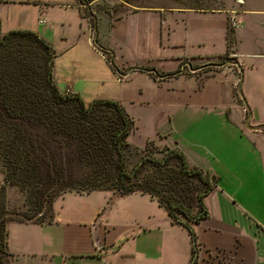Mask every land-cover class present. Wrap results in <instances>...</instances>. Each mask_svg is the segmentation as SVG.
Segmentation results:
<instances>
[{
  "label": "crops",
  "instance_id": "crops-1",
  "mask_svg": "<svg viewBox=\"0 0 264 264\" xmlns=\"http://www.w3.org/2000/svg\"><path fill=\"white\" fill-rule=\"evenodd\" d=\"M22 1L18 4L27 3L26 6L37 10V19L28 21L25 17L22 21L14 16L10 21L6 16L4 20L1 10L8 4L6 0L0 3L3 34L29 29L50 42L54 11H76L78 19L88 21L75 0ZM221 5V11L174 13L184 22L194 15L209 17L212 22L204 32L208 37H200L188 27L187 40L192 41V46L197 45L198 52L175 55L174 64L158 70L170 74L185 58L215 59L227 54L234 57L238 70L223 65L220 71L202 80L193 76L156 78L153 72L143 70L147 68L128 67L131 62L126 61V74H116L95 47L92 34L85 41L81 32L76 34V41L84 39L85 50L101 60V67L73 63L67 76L53 68V80L62 92L78 93L87 103L94 99L119 102L133 121L131 114L135 108L160 110L158 117L170 129L164 136L157 133L153 140L163 139L167 147L181 151L190 166L216 179L215 188L204 199L209 217L193 225L197 240L194 264H264V0H227ZM44 16L46 20L42 21ZM166 17L163 15V23ZM231 18L237 22L233 42L228 37ZM174 31L168 30L167 35ZM176 45L185 47L181 42ZM115 66L122 68V64ZM239 78L241 82L237 83ZM110 87L112 90H106ZM101 192L110 200L136 199L140 208L137 217L131 223L117 224L103 218L99 214L101 209L91 211L84 207L70 215L55 213L52 224L10 222L6 245L10 264H190L193 261V243L188 231L175 225L166 210L148 196L118 197L97 191L84 196L68 193L64 199L69 196L82 199ZM168 226L187 233L183 254L174 242L168 244L150 238L156 234L161 239L162 231Z\"/></svg>",
  "mask_w": 264,
  "mask_h": 264
},
{
  "label": "trees",
  "instance_id": "trees-1",
  "mask_svg": "<svg viewBox=\"0 0 264 264\" xmlns=\"http://www.w3.org/2000/svg\"><path fill=\"white\" fill-rule=\"evenodd\" d=\"M75 1L91 24L95 44H99L101 18L90 9L98 0ZM122 18L107 17L110 22ZM1 26L0 19V264H7L4 258L11 257L6 246L8 223L46 224L50 218L47 224H52L54 202L72 192L111 191L120 197H150L175 225L185 227L194 253L193 225L209 217L204 199L215 188L216 179L190 166L177 148L151 151L154 140L129 169L128 137L135 123L126 109L113 99L87 103L78 93L62 92L53 80L55 51L51 43L31 30L16 29L2 35ZM229 40L233 42V38ZM108 61L118 74L113 56ZM143 70L163 78L180 73L179 69L167 75ZM9 188L23 197L18 210L7 208ZM195 261L194 257L190 264Z\"/></svg>",
  "mask_w": 264,
  "mask_h": 264
},
{
  "label": "rangeland",
  "instance_id": "rangeland-1",
  "mask_svg": "<svg viewBox=\"0 0 264 264\" xmlns=\"http://www.w3.org/2000/svg\"><path fill=\"white\" fill-rule=\"evenodd\" d=\"M22 0H8V4L3 7L1 14L4 17L8 16L10 21L14 16L18 20L25 17L28 21H35L37 19V10L32 6L26 4H18ZM24 2V1H22ZM227 0H98L91 4L90 9L95 16H99L100 22L98 26L99 44L94 42V31L91 30L89 21L78 19L76 11H54L51 12L53 17V32L50 35L51 46L55 53L53 61V68L55 71L68 75L69 66L75 64H89L94 67H101V60L85 50V41L90 38L92 34L95 47L107 59L113 56L115 65H121L122 68L117 67L118 72L126 74L128 67L134 68H147V70H156L160 75H167L169 73L161 72L160 68L168 67L174 64L173 56L183 53H195L197 45H191L192 41L187 40L188 27L196 32L200 37L207 39L208 35L205 32L208 25L212 22L209 17L194 15L189 18V21H182L181 17L176 16L175 12L185 11H205L214 9L221 11L223 9L221 3H226ZM139 13V14H136ZM46 14V11H45ZM136 14V15H135ZM170 14V15H169ZM163 15L167 16L164 23ZM119 18L123 17L124 20L120 22H110L107 17ZM36 18V19H35ZM46 20L45 16L42 21ZM80 24V25H79ZM80 28V29H78ZM174 33L169 34L168 30H174ZM16 30V29H15ZM29 30V29H24ZM11 31V30H10ZM32 31V30H31ZM9 32V31H8ZM81 41H76V34H81ZM2 33V32H1ZM7 33V32H6ZM5 33V34H6ZM91 33V34H90ZM204 33V34H203ZM232 31L228 33L230 39L232 38ZM2 35H4L2 33ZM219 41V35L216 36ZM79 39V38H78ZM75 41V42H74ZM77 42V44H76ZM181 42L185 45L184 48L176 47V43ZM99 46L105 47L104 50ZM110 49V50H109ZM113 50V51H111ZM126 61L131 62L127 67ZM137 64V65H136ZM229 67V69H236L237 62L234 57L229 54L220 58H201L188 57L183 59L177 69L180 70L178 76H193L199 80L204 79L208 74L218 72L222 66ZM176 69V70H177ZM175 70V71H176ZM174 71V72H175ZM156 78L158 77L154 72L152 73ZM125 78V77H124ZM106 90H112V87ZM114 91V89H113ZM91 102V101H90ZM160 110L156 108H135L133 109L132 116L135 121V128L132 134L128 137L130 143V150L127 151L128 166L132 169L133 166L140 161L145 153L146 143L149 139L153 140L154 136L159 133L164 136L166 130L170 129L169 125L164 126L158 113ZM148 141V142H147ZM155 145L150 148L151 151L162 150L167 146L163 139H156ZM3 179L0 172V188L3 185ZM110 192L113 196H118V193ZM73 194L75 192H72ZM78 194V193H75ZM84 196L86 194H78ZM110 195V198L112 197ZM7 208L11 211L18 210L22 207L23 197L18 190L9 188L6 191ZM119 197V196H118ZM61 198V197H60ZM58 198L53 205V213H61L62 215L73 214L74 210L83 209L88 207L91 211L94 209H101L99 214L102 217H108L111 222L117 224H124L125 222L131 223L134 216L140 211L137 207L138 201L134 198L124 200H110L104 194L93 193L86 198L79 199L78 197L69 196L66 199L65 195L60 199ZM208 204L211 205L210 200ZM48 218L46 224L49 222ZM187 233L185 230L179 228H172L168 226L161 234V239L156 234H151L152 241L158 238L165 240L166 243L174 242L177 244L180 254L185 252V245H187ZM197 245V243H196ZM195 245V251H196ZM126 251H130L125 249ZM196 253L194 257L196 258ZM10 264V258H4V263ZM167 264V263H166Z\"/></svg>",
  "mask_w": 264,
  "mask_h": 264
},
{
  "label": "built area",
  "instance_id": "built-area-1",
  "mask_svg": "<svg viewBox=\"0 0 264 264\" xmlns=\"http://www.w3.org/2000/svg\"><path fill=\"white\" fill-rule=\"evenodd\" d=\"M229 26L232 30H235V28L237 27V22L234 18H231V20L229 21ZM239 82H241V78L238 79L237 83H239ZM242 109L244 110V113L248 112L244 105H242Z\"/></svg>",
  "mask_w": 264,
  "mask_h": 264
}]
</instances>
